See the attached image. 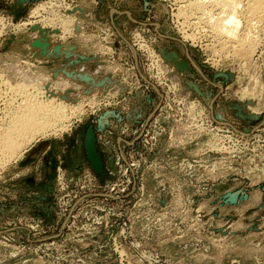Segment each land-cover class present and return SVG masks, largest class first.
<instances>
[{
    "label": "rangeland",
    "instance_id": "374dc122",
    "mask_svg": "<svg viewBox=\"0 0 264 264\" xmlns=\"http://www.w3.org/2000/svg\"><path fill=\"white\" fill-rule=\"evenodd\" d=\"M194 1L0 0V137L27 97L74 108L0 148V264H264V13L231 38Z\"/></svg>",
    "mask_w": 264,
    "mask_h": 264
},
{
    "label": "bare ground",
    "instance_id": "6f19581e",
    "mask_svg": "<svg viewBox=\"0 0 264 264\" xmlns=\"http://www.w3.org/2000/svg\"><path fill=\"white\" fill-rule=\"evenodd\" d=\"M196 1V2H195ZM194 2V7L197 9V10H202V6L200 5L199 1L200 0H195ZM212 1V0H211ZM210 1V2H211ZM218 1V2H217ZM248 1V0H247ZM201 2V1H200ZM213 2H217L218 4L222 3L221 4V7L223 9V13L225 12L223 18H220L219 19H215L216 21L214 22V30L217 32L216 34H220V35H223V36H231V38H235L236 35H237V32L239 30V28H241V25H242V20H241V17H240V14H239V9L243 3V0H213ZM245 4L246 7H247V11L249 12L250 15L256 17L257 15L259 14H262L264 13V0H249L248 2H246ZM190 7V6H189ZM245 7V6H244ZM245 7V8H246ZM43 8V7H41ZM214 8V7H213ZM244 9V8H243ZM40 10V9H39ZM204 11V9H203ZM246 11V12H247ZM39 12V11H38ZM37 12V13H38ZM197 12V11H196ZM205 12V11H204ZM35 12V14H37ZM202 13V11H201ZM243 13V12H241ZM39 14V13H38ZM248 14V13H247ZM245 17V16H244ZM259 17V16H258ZM218 18V17H217ZM72 20V19H71ZM70 19L67 20V19H63V24H65L63 27L61 26V29L64 30L65 33L63 34H69V31L70 32H73V23L70 22L71 21ZM214 20V19H213ZM2 22V21H1ZM60 22L62 21H59V24ZM47 23V22H46ZM51 23V22H50ZM24 24V23H23ZM57 24V23H56ZM62 24V25H63ZM27 25V24H25ZM61 25V24H60ZM59 25V26H60ZM76 31V30H75ZM61 33V32H60ZM251 33V32H250ZM59 34V32H58ZM62 34V33H61ZM251 35V34H250ZM218 36V35H217ZM244 37V36H243ZM59 38H60V35H59ZM65 38V36H64ZM84 38V37H83ZM43 39V38H42ZM245 39V38H244ZM60 40V39H59ZM236 40V39H235ZM244 42V41H243ZM246 42V41H245ZM256 42V41H255ZM254 42V44H255ZM61 44V43H60ZM246 44V43H245ZM245 44H241V47L243 45V47H245L246 45ZM249 46H254V44L251 42V43H248ZM37 45V44H35ZM67 46V45H66ZM69 47V45L67 46V48ZM240 47V48H241ZM249 47V49H250ZM43 49V48H42ZM57 49V48H56ZM71 49V48H70ZM248 49V51H249ZM44 50V49H43ZM64 50V49H63ZM68 50V49H67ZM239 50V49H238ZM243 50H246V49H240L239 51L243 52ZM58 51V50H57ZM62 51V50H61ZM238 51V52H239ZM246 51V52H248ZM52 52V51H51ZM237 52V53H238ZM245 52V53H246ZM50 53V52H49ZM66 54V53H65ZM240 54V53H238ZM45 55V54H44ZM43 55V56H44ZM59 55V54H58ZM242 55V53H241ZM244 55V53H243ZM226 57V56H225ZM21 71V70H20ZM24 72V71H23ZM21 73V72H20ZM23 74V73H22ZM26 77V75H25ZM23 79V78H22ZM37 80V79H36ZM41 81V80H40ZM47 81V80H46ZM85 82V81H84ZM61 83V82H60ZM59 83V84H60ZM64 82H62L61 84H63ZM87 83V82H86ZM18 84V83H17ZM31 83L29 82V85ZM49 84V83H48ZM58 84V85H59ZM68 84V83H66ZM31 86V85H30ZM37 86V85H36ZM36 86L34 87H30L32 89L35 88V90L37 89ZM39 86V85H38ZM46 86V85H45ZM60 86V85H59ZM65 84H64V88H65ZM72 86V85H71ZM16 87V86H14ZM13 87V88H14ZM25 87V86H24ZM28 87V86H27ZM26 87V89H28ZM22 88V87H21ZM46 88V87H45ZM58 88V87H57ZM60 88V87H59ZM81 88V87H79ZM78 88V89H79ZM16 89V88H15ZM39 89V88H38ZM42 89V88H41ZM55 89V87H54ZM61 89V88H60ZM63 89V88H62ZM90 89V88H89ZM19 90V88L17 89ZM31 90V89H30ZM40 90V89H39ZM37 90L35 92H41L40 94H42L43 92L40 90ZM21 91V90H20ZM27 90L25 91H21V94H24L23 95V98L24 96L28 95V93L26 92ZM61 91V90H60ZM58 91L57 94L55 96H53L52 94H48L46 95L45 92V96H41L40 95V99H34L33 97V100H30L28 99H25L24 101V105H23V108L21 109L22 111L17 115V117L15 118H11V121L13 120L12 123H10V126L7 128V131L5 132V134L0 137V148H1V152H2V155L4 154L5 155V158L7 157H12L14 156L17 151L21 148V146H24L27 144V142H32L36 139V136L38 137V135H42L43 133H46V131L48 129H52V128H55L56 125L58 127V123L61 121H63V125L65 123H68L69 122V114H71L70 112H72V110L74 109L73 107L69 106V104L67 103V99L68 96L66 95L64 97V101L62 100L63 97L61 96V93L63 91ZM31 93H33L31 91ZM30 95L32 96L33 94ZM35 93V94H37ZM50 93V92H49ZM56 93V92H55ZM54 93V94H55ZM88 93V92H87ZM43 95V94H42ZM59 95L62 97L61 99L59 98ZM65 95V94H64ZM33 96H36V95H33ZM26 98V97H25ZM31 98V99H32ZM42 98V99H41ZM91 102V101H90ZM89 103V102H88ZM22 106V105H21ZM20 106V107H21ZM69 107V108H68ZM69 109V110H68ZM14 110V109H13ZM19 110V109H18ZM20 111V110H19ZM18 112V111H16ZM73 113V112H72ZM16 114V113H15ZM67 120V121H66ZM59 123V124H61ZM6 124V123H5ZM62 125V124H61ZM59 125V126H61ZM65 128L67 129L68 125L65 124L64 125ZM59 128V127H58ZM3 129V128H2ZM50 129V130H51ZM61 129V128H60ZM49 130V131H50ZM55 130V129H54ZM62 130H65L64 128ZM52 131V130H51ZM56 131V130H55ZM54 131V132H55ZM59 131V129H58ZM63 132V131H62ZM50 133V132H49ZM44 135V134H43ZM48 135V134H47ZM50 135V134H49ZM55 135V134H54ZM57 135V134H56ZM46 136V135H45ZM215 139V137H214ZM218 142L216 141H213V145H216V147L219 145H217ZM29 145V144H28ZM25 148V147H24ZM0 152V153H1ZM21 152V151H20ZM19 154V153H17ZM21 154V153H20ZM3 155V156H4ZM12 155V156H11ZM3 159V157H1ZM18 159V158H17ZM4 160V159H3ZM10 160V158H9ZM3 163V162H2ZM2 167V166H1ZM236 195V201H238V196L237 194H234ZM236 203V202H235Z\"/></svg>",
    "mask_w": 264,
    "mask_h": 264
},
{
    "label": "water",
    "instance_id": "95a60500",
    "mask_svg": "<svg viewBox=\"0 0 264 264\" xmlns=\"http://www.w3.org/2000/svg\"><path fill=\"white\" fill-rule=\"evenodd\" d=\"M23 1V0H22ZM29 1V0H26ZM84 147H85V154L86 158L91 166V168L97 173L101 174L102 173V162L100 155L97 151L96 143H95V135L92 127H90L85 136L84 140ZM229 202L235 203L236 202V196L235 195H230L229 196Z\"/></svg>",
    "mask_w": 264,
    "mask_h": 264
}]
</instances>
